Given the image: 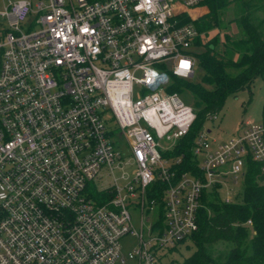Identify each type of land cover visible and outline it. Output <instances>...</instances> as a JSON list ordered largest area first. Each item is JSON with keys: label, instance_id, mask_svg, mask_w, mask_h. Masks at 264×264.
<instances>
[{"label": "built area", "instance_id": "2783aa9c", "mask_svg": "<svg viewBox=\"0 0 264 264\" xmlns=\"http://www.w3.org/2000/svg\"><path fill=\"white\" fill-rule=\"evenodd\" d=\"M201 1L2 0L0 264H168L197 230L203 190L241 182L248 159L264 173V119L217 142V112L190 140L191 169L173 168L195 111L168 88L194 73L187 10Z\"/></svg>", "mask_w": 264, "mask_h": 264}, {"label": "trees", "instance_id": "16d2710c", "mask_svg": "<svg viewBox=\"0 0 264 264\" xmlns=\"http://www.w3.org/2000/svg\"><path fill=\"white\" fill-rule=\"evenodd\" d=\"M200 3L207 11L192 23L197 31L195 49H199L193 55L203 72L201 80L194 83L190 78L171 77L168 88V91L191 93L194 99L195 120L186 137L168 152L181 155V163L173 165L176 172L192 167L190 140L202 126L204 115L218 112L228 95L243 89L249 91L253 80L264 75V16H255L264 14V0H202ZM229 7L232 17L226 22L235 26V36L221 20L224 9ZM202 35L205 41L200 40ZM261 113L264 119V100ZM245 167L239 202L221 201L214 185L202 191L196 212L197 230L189 237H194V250L180 264H264V173L250 159ZM159 193L156 185L148 197L157 199ZM206 210L210 211L209 215ZM217 242L227 247L222 261L213 256Z\"/></svg>", "mask_w": 264, "mask_h": 264}, {"label": "rangeland", "instance_id": "374dc122", "mask_svg": "<svg viewBox=\"0 0 264 264\" xmlns=\"http://www.w3.org/2000/svg\"><path fill=\"white\" fill-rule=\"evenodd\" d=\"M2 0H0V8H1ZM207 11L206 6L203 3H200L198 6L192 8V10H187V13L192 16L194 19H198ZM257 17H263V13H256ZM232 17V8L224 9L221 20L222 23H225L226 29L233 35H236V29L233 23L227 24V20ZM30 19L27 18L23 23V30L26 29L28 21ZM205 37L202 35L200 37L201 41H205ZM194 51L199 52V49H195ZM166 68H169V62L166 63ZM202 70L195 63L194 73L190 78L191 82H200L202 77ZM189 79V78H188ZM180 98L185 104L193 105V96L191 93H187L186 91L180 92ZM264 100V75L261 77H257L253 80L249 87V91L247 89L239 90L234 94L228 95L223 103L221 109L217 112V118L211 122L210 124H206L207 128L210 130L208 133L209 138H214L217 142H223L230 138L232 135L236 134L237 127L242 119H250L252 122H257L262 119V103ZM118 149L121 154V159L126 160L129 158L130 153L125 141L122 138L117 140ZM130 167L126 166L122 169H114L113 176L116 177V184L118 187H122L126 183V179L120 178V175L124 172L129 174ZM130 178V176H129ZM219 180V179H218ZM111 181V176L102 177L101 181L97 182L95 187L102 183ZM264 183V181H263ZM215 186V192L217 193L218 198L223 202H239L241 200V191H242V181L236 184H232L231 182L221 179L219 182H215L212 186ZM210 186V187H212ZM209 187V188H210ZM208 188V189H209ZM132 225L134 228H138V216L135 210L130 209ZM206 214L209 215L210 211L206 210ZM250 234V232H249ZM193 239L189 238L179 245L173 247L168 251V255L166 257V263L168 264H180L184 258L189 256L194 250ZM135 240L131 236H126L121 239V246L123 249H128L134 244ZM227 247L223 242H217L213 246V256L217 257L220 261H222V256L226 253Z\"/></svg>", "mask_w": 264, "mask_h": 264}, {"label": "clouds", "instance_id": "9594fccd", "mask_svg": "<svg viewBox=\"0 0 264 264\" xmlns=\"http://www.w3.org/2000/svg\"><path fill=\"white\" fill-rule=\"evenodd\" d=\"M184 66L187 67V64H185Z\"/></svg>", "mask_w": 264, "mask_h": 264}, {"label": "crops", "instance_id": "0c3cea01", "mask_svg": "<svg viewBox=\"0 0 264 264\" xmlns=\"http://www.w3.org/2000/svg\"><path fill=\"white\" fill-rule=\"evenodd\" d=\"M247 119V118H246ZM248 120H250V119H248ZM251 121V120H250Z\"/></svg>", "mask_w": 264, "mask_h": 264}]
</instances>
